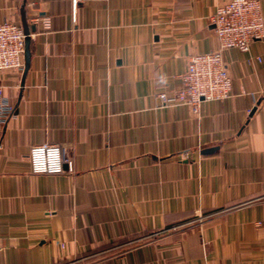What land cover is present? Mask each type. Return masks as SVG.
<instances>
[{"label":"crops","instance_id":"crops-1","mask_svg":"<svg viewBox=\"0 0 264 264\" xmlns=\"http://www.w3.org/2000/svg\"><path fill=\"white\" fill-rule=\"evenodd\" d=\"M225 1L0 0L31 37L24 80L0 70V264H264V37L225 51L228 98L160 95ZM46 141L72 170L32 172Z\"/></svg>","mask_w":264,"mask_h":264},{"label":"built area","instance_id":"built-area-1","mask_svg":"<svg viewBox=\"0 0 264 264\" xmlns=\"http://www.w3.org/2000/svg\"><path fill=\"white\" fill-rule=\"evenodd\" d=\"M76 8L77 0H72ZM218 47L190 56L181 74V85L174 93L161 92L167 105L176 103L199 106L210 99L228 98L232 76L225 51L238 48L249 51L255 39L264 37V11L261 0H226L216 6L212 17ZM25 32L23 27L7 18L0 21V70H24ZM14 105L0 85V130L13 113ZM30 166L34 173H60L73 169V160L65 144L43 142L30 150Z\"/></svg>","mask_w":264,"mask_h":264},{"label":"water","instance_id":"water-1","mask_svg":"<svg viewBox=\"0 0 264 264\" xmlns=\"http://www.w3.org/2000/svg\"><path fill=\"white\" fill-rule=\"evenodd\" d=\"M33 29L35 28L32 27ZM30 32L29 30H25V50H24V60H25V65H24V70H23V80L25 77V74L29 68L30 64V56H31V51H30V42H31V37H30ZM22 80V81H23ZM23 83V82H22ZM256 110V106L251 110V114H253ZM214 148H207L203 150L204 153L211 152Z\"/></svg>","mask_w":264,"mask_h":264}]
</instances>
